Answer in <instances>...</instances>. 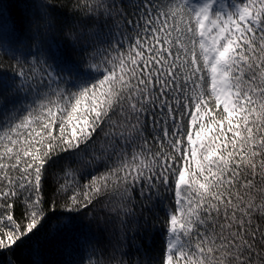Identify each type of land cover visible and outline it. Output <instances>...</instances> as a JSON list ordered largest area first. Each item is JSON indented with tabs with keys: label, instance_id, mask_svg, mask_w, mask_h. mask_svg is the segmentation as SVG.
<instances>
[{
	"label": "snow or ice",
	"instance_id": "6c2138e0",
	"mask_svg": "<svg viewBox=\"0 0 264 264\" xmlns=\"http://www.w3.org/2000/svg\"><path fill=\"white\" fill-rule=\"evenodd\" d=\"M0 264H264V0H0Z\"/></svg>",
	"mask_w": 264,
	"mask_h": 264
}]
</instances>
